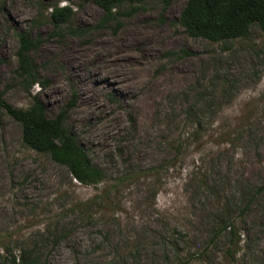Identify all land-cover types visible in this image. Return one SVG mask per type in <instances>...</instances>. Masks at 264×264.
<instances>
[{
	"label": "rangeland",
	"instance_id": "rangeland-1",
	"mask_svg": "<svg viewBox=\"0 0 264 264\" xmlns=\"http://www.w3.org/2000/svg\"><path fill=\"white\" fill-rule=\"evenodd\" d=\"M127 2L121 11L139 9L100 25L90 1L0 0V94L18 109L36 97L50 118L73 104L66 126L104 175L78 182L0 110V264L26 251L39 264H264V30L212 41L183 25L187 0ZM66 5L71 19L57 29L50 12ZM131 28L153 37L142 83L129 98L109 89L107 113L82 120L61 51ZM22 31L41 42L31 56L45 85L30 90L17 72ZM111 115L121 127L100 133Z\"/></svg>",
	"mask_w": 264,
	"mask_h": 264
},
{
	"label": "trees",
	"instance_id": "trees-1",
	"mask_svg": "<svg viewBox=\"0 0 264 264\" xmlns=\"http://www.w3.org/2000/svg\"><path fill=\"white\" fill-rule=\"evenodd\" d=\"M86 1L95 3L103 10V17L98 23L100 25L119 23L139 9L131 7L128 11H121L128 0ZM71 16L72 9L66 5L54 7L49 18L59 29L70 21ZM181 20L193 36L212 41L245 37L254 24H259L264 30V0H187ZM84 32L83 29H76L73 34ZM18 37L17 72L26 89L30 90L36 84L45 85L38 77L37 66L31 56V52L39 47L40 39L33 38L26 31L20 32ZM71 106L73 104H68L60 114L50 118L44 104L36 97L30 108L18 109L7 103L0 94V110H5L22 125L25 145L50 154L56 163L66 166L78 182L85 185L98 184L104 178L103 172L93 165L86 150L66 126ZM11 264H39V259L26 251L22 256L14 257Z\"/></svg>",
	"mask_w": 264,
	"mask_h": 264
},
{
	"label": "bare ground",
	"instance_id": "bare-ground-1",
	"mask_svg": "<svg viewBox=\"0 0 264 264\" xmlns=\"http://www.w3.org/2000/svg\"><path fill=\"white\" fill-rule=\"evenodd\" d=\"M152 39L151 34L131 28L118 40H97L87 48L71 45L61 51L60 59L67 64L70 75L76 78L75 84L82 93L83 103L86 104V108L82 107L76 113L82 120L107 113L100 98L109 89L123 94L125 98L135 95L143 81L153 50V46L146 41L151 42ZM144 43L142 50L137 52V47ZM161 83L164 88L174 86V75ZM156 91H151L139 104L146 105L147 108L155 98ZM147 114L145 110V115ZM121 124L122 118L119 115H111L105 119L99 132L110 133L118 130Z\"/></svg>",
	"mask_w": 264,
	"mask_h": 264
}]
</instances>
